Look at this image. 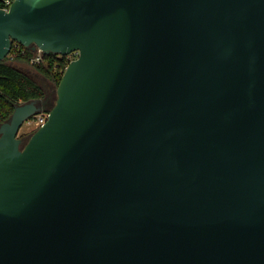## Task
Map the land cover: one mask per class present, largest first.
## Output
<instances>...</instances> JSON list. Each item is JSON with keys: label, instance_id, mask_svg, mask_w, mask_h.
Masks as SVG:
<instances>
[{"label": "water", "instance_id": "1", "mask_svg": "<svg viewBox=\"0 0 264 264\" xmlns=\"http://www.w3.org/2000/svg\"><path fill=\"white\" fill-rule=\"evenodd\" d=\"M15 42L78 57L0 126V264H264V0H15Z\"/></svg>", "mask_w": 264, "mask_h": 264}, {"label": "trees", "instance_id": "2", "mask_svg": "<svg viewBox=\"0 0 264 264\" xmlns=\"http://www.w3.org/2000/svg\"><path fill=\"white\" fill-rule=\"evenodd\" d=\"M15 52L17 55L12 60L15 62L31 63L35 54V51L25 46H21L19 50L14 48L12 55ZM10 61L8 57L0 62V126L10 119L16 105L45 97L43 88ZM69 63L68 56L50 54L44 56L42 64L33 66L59 84Z\"/></svg>", "mask_w": 264, "mask_h": 264}, {"label": "rangeland", "instance_id": "3", "mask_svg": "<svg viewBox=\"0 0 264 264\" xmlns=\"http://www.w3.org/2000/svg\"><path fill=\"white\" fill-rule=\"evenodd\" d=\"M14 62L13 64L19 67L22 71L30 75L45 91V98L43 100L49 99V104H41L43 110H52L57 102V89L58 83L54 81L51 77L46 76L42 72L38 71L36 67H34L31 63L25 62ZM38 130L36 125L29 126L27 124H23L22 128L19 131L18 137L23 139L25 143H27L30 137Z\"/></svg>", "mask_w": 264, "mask_h": 264}, {"label": "built area", "instance_id": "4", "mask_svg": "<svg viewBox=\"0 0 264 264\" xmlns=\"http://www.w3.org/2000/svg\"><path fill=\"white\" fill-rule=\"evenodd\" d=\"M15 0H0V9L6 10L8 11L10 6L12 5V3ZM23 46L17 42L14 43L12 51L14 48H16V50H19V48ZM12 51L10 53V55L8 57H10L11 60H13L15 58V56L17 55V53L15 52L12 55ZM44 56L45 54L43 53V51L41 49H37L35 51L34 57L31 59V64L32 65H37V64H42L44 62ZM69 57L70 62L74 59H76L78 57L77 54H71ZM49 119V110H43L40 113L32 116L31 118H29L25 124L32 126V125H36L38 127V129L40 127H42L44 124L47 123Z\"/></svg>", "mask_w": 264, "mask_h": 264}, {"label": "flooded vegetation", "instance_id": "5", "mask_svg": "<svg viewBox=\"0 0 264 264\" xmlns=\"http://www.w3.org/2000/svg\"><path fill=\"white\" fill-rule=\"evenodd\" d=\"M44 98H45V97H44ZM42 103H43L44 105L49 104V99L46 100V101L42 99Z\"/></svg>", "mask_w": 264, "mask_h": 264}]
</instances>
